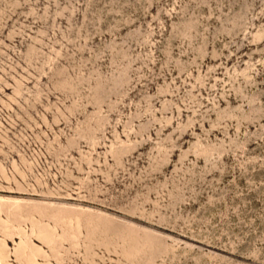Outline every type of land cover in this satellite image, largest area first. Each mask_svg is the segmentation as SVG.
I'll return each mask as SVG.
<instances>
[{"label": "rangeland", "instance_id": "1", "mask_svg": "<svg viewBox=\"0 0 264 264\" xmlns=\"http://www.w3.org/2000/svg\"><path fill=\"white\" fill-rule=\"evenodd\" d=\"M0 264H264V0H0Z\"/></svg>", "mask_w": 264, "mask_h": 264}]
</instances>
